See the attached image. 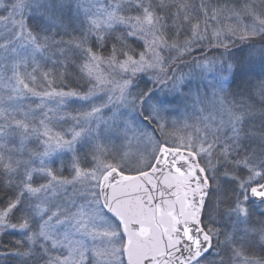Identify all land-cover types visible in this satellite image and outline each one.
Instances as JSON below:
<instances>
[{"label": "snow or ice", "instance_id": "6c2138e0", "mask_svg": "<svg viewBox=\"0 0 264 264\" xmlns=\"http://www.w3.org/2000/svg\"><path fill=\"white\" fill-rule=\"evenodd\" d=\"M5 235L0 264H264V0H0Z\"/></svg>", "mask_w": 264, "mask_h": 264}, {"label": "rangeland", "instance_id": "374dc122", "mask_svg": "<svg viewBox=\"0 0 264 264\" xmlns=\"http://www.w3.org/2000/svg\"><path fill=\"white\" fill-rule=\"evenodd\" d=\"M197 2L199 3V0ZM212 2L213 3H216L217 0H212ZM219 2L220 3H229V4H232V5H235L236 0H225V2H222V0H219ZM239 2L242 4L243 3V0H239ZM245 23H247V21H245ZM237 42L240 43L239 41H237ZM206 44H207V42H205V45L202 46L205 49L204 51H201V50H198V49H194L191 56L186 55L184 57V60L182 62V65L178 69V73H188L190 71V69L192 67V65H191L192 60H189V59L199 58L201 55L207 54V53H205L207 51ZM237 46H239V45H237ZM189 62H190V65L187 66L189 64ZM184 66H187L188 68H186V67L184 68ZM145 78L147 79V77H145ZM73 107H79V106L78 105H74ZM206 114L207 113H205V115ZM0 250H2V249H0Z\"/></svg>", "mask_w": 264, "mask_h": 264}, {"label": "trees", "instance_id": "16d2710c", "mask_svg": "<svg viewBox=\"0 0 264 264\" xmlns=\"http://www.w3.org/2000/svg\"><path fill=\"white\" fill-rule=\"evenodd\" d=\"M197 1L198 0H193V2H195V3H198ZM222 2H225V0H222ZM236 44L239 45L240 43H238L236 41ZM205 53H207V51ZM189 60H193V59H189ZM190 62H189V64L187 66L190 65ZM187 66H184V68L185 67L188 68ZM144 79H146V78L144 77ZM140 83H141V87H143V81H140ZM195 83L196 82L194 81L193 82V86H195ZM149 87H151L150 83H149ZM255 103H256V109L259 110L260 104H259V97L258 96L255 98ZM182 118H183L182 117V113H176L172 117H170V119H177V120H181ZM191 122L192 121H189V123H191ZM254 123H255L256 127L258 128L259 127V119H257ZM16 238H19V237H13V236H10V235L0 236V242L7 243L8 241L16 239Z\"/></svg>", "mask_w": 264, "mask_h": 264}]
</instances>
